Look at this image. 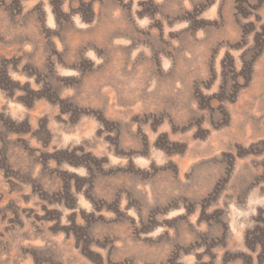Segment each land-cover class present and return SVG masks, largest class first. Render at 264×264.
<instances>
[{
    "label": "rangeland",
    "instance_id": "obj_1",
    "mask_svg": "<svg viewBox=\"0 0 264 264\" xmlns=\"http://www.w3.org/2000/svg\"><path fill=\"white\" fill-rule=\"evenodd\" d=\"M0 264H264V0H0Z\"/></svg>",
    "mask_w": 264,
    "mask_h": 264
}]
</instances>
